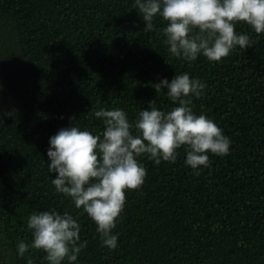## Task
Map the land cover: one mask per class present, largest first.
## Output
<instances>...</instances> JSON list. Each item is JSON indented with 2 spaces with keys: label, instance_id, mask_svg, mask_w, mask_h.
I'll return each mask as SVG.
<instances>
[{
  "label": "trees",
  "instance_id": "1",
  "mask_svg": "<svg viewBox=\"0 0 264 264\" xmlns=\"http://www.w3.org/2000/svg\"><path fill=\"white\" fill-rule=\"evenodd\" d=\"M154 24L144 31L134 0H0V264H47L41 250L20 257L17 244L31 243L27 218L51 209L81 226L87 247L74 264H264V34L239 22L252 47L188 62L163 43L166 22ZM181 73L206 84L191 107L223 130L229 153H209L199 175L183 146L175 163L139 157L147 175L126 192L110 250L51 183L49 139L70 124L101 133L102 108L130 122L152 100L167 112L178 104L154 84Z\"/></svg>",
  "mask_w": 264,
  "mask_h": 264
},
{
  "label": "clouds",
  "instance_id": "2",
  "mask_svg": "<svg viewBox=\"0 0 264 264\" xmlns=\"http://www.w3.org/2000/svg\"><path fill=\"white\" fill-rule=\"evenodd\" d=\"M134 8L145 22V32L155 29L157 17L166 22L160 29L166 38L163 43L173 57L188 62L200 55L219 62L237 47H252L247 34L236 32L239 22L257 35L264 34V0H134ZM154 85L156 93L166 89L178 106L165 112L152 100L134 122L120 108H102L95 112L104 125L101 133L70 124L49 139L48 171L56 174L51 183L95 223L102 245L110 250L118 246L113 230L124 210L126 192L141 188L147 175L139 157L146 155L156 165L175 163L177 150L183 146L185 164L199 175L201 166H210L209 153H229L231 140L223 130L191 107V97L201 98L205 83L181 73L170 82L165 78ZM27 228L32 239L30 244L18 242L20 257L32 248L45 253L47 264H64L65 260L74 264L87 247V241L81 242L80 224L68 212H33ZM27 264L33 261L29 258Z\"/></svg>",
  "mask_w": 264,
  "mask_h": 264
},
{
  "label": "rangeland",
  "instance_id": "3",
  "mask_svg": "<svg viewBox=\"0 0 264 264\" xmlns=\"http://www.w3.org/2000/svg\"><path fill=\"white\" fill-rule=\"evenodd\" d=\"M2 32H4V31H3V28H2V27H0V34H1Z\"/></svg>",
  "mask_w": 264,
  "mask_h": 264
}]
</instances>
